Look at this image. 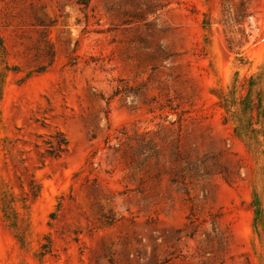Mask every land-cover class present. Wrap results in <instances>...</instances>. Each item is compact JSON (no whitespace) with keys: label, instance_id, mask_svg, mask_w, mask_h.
<instances>
[{"label":"rangeland","instance_id":"374dc122","mask_svg":"<svg viewBox=\"0 0 264 264\" xmlns=\"http://www.w3.org/2000/svg\"><path fill=\"white\" fill-rule=\"evenodd\" d=\"M0 264H264V0H0Z\"/></svg>","mask_w":264,"mask_h":264}]
</instances>
